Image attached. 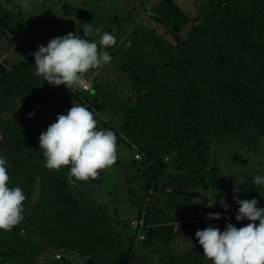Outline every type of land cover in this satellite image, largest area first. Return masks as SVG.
<instances>
[{
  "label": "rangeland",
  "instance_id": "1",
  "mask_svg": "<svg viewBox=\"0 0 264 264\" xmlns=\"http://www.w3.org/2000/svg\"><path fill=\"white\" fill-rule=\"evenodd\" d=\"M160 1L0 0V154L8 160L9 187H21L26 196L23 201L24 219L12 228H19L20 234L12 229L0 230V264H125L132 252L135 254L133 264H162L171 248L176 250L177 235L169 246L159 237L152 238L150 244L137 240L131 222L139 218L145 207H148L152 225L169 222L180 212L181 206H190V200L194 205L190 209L195 212L194 215L184 213L186 220L197 218L196 211L201 208L220 213L221 219H212L210 224L205 223V213L203 222L183 225L189 226L193 236L198 229L208 226H216L223 231L228 222L239 228L242 221L235 219L239 205L233 200L234 187L240 189L235 193L240 199L256 198L259 206L264 207V186L253 183L254 175H264V137L258 136L253 129L220 138L219 142L204 138L205 149L199 157L210 170L196 185L187 183L188 198L180 207L174 201H166L165 185L156 187L157 179L148 188L150 164L135 160L140 150L138 143L126 137L122 128L127 123L128 112L143 102L145 92L158 81L165 80L169 89L183 84L177 72L162 68V65L171 62L172 57L181 59L184 56L188 34L193 26L199 25L189 24L178 34L179 40H175L150 17V10ZM174 1L191 18L210 13L223 1L247 16L253 9H264V0ZM88 24L93 29L100 28L102 32L113 34L117 43L106 49L113 57L110 64L95 70V74L92 70L84 74L83 78L92 85L89 92L81 94L84 102L73 96L79 88L68 89L64 85L55 86L42 81L34 75V63L31 61L28 67H22V62L29 55L38 51L40 45L47 46L52 38L71 32L88 39L82 28ZM89 39L99 40V36L93 33ZM170 45L176 49L175 53L169 50ZM14 71L18 74L13 85L3 81L5 72ZM94 101L102 106L95 115L97 127L112 130L117 136V159L113 165L99 170L96 178L80 181L74 187L77 207L61 223H55L46 218L41 205L50 202L54 210L67 208L66 205L55 204L42 188L44 178L41 173L46 167L38 137L58 114H66L73 104L86 106ZM33 111L34 115L29 117ZM101 121L111 123L115 129H106ZM15 124L25 144L37 146L29 147L28 152L33 156L29 166L25 157L15 162L19 158L8 128L16 129ZM26 127L31 129V135ZM147 135L150 139H165L153 131ZM148 136L142 135L144 140ZM162 156L169 161L167 171L160 178L188 172L187 154L171 150ZM179 165L182 168L177 169ZM31 173L35 176L33 185L29 183ZM221 198L226 200L228 211L221 206ZM209 202L213 205L206 207ZM203 213L200 211L201 215ZM161 229L162 232L169 230L168 227ZM153 230L157 236L163 235L158 229ZM146 236L148 240L152 237ZM195 239L193 264H211L196 236ZM62 242H71V247L63 246ZM40 246L47 251L37 254ZM58 255L62 256L59 260L56 258Z\"/></svg>",
  "mask_w": 264,
  "mask_h": 264
},
{
  "label": "trees",
  "instance_id": "2",
  "mask_svg": "<svg viewBox=\"0 0 264 264\" xmlns=\"http://www.w3.org/2000/svg\"><path fill=\"white\" fill-rule=\"evenodd\" d=\"M228 5L225 1L220 2L210 13L196 18L188 16L174 0H161L150 10L151 19L175 40H179L178 34L186 26L199 24L193 26L188 34L189 41L184 43V56L181 59L172 57L171 62L162 65V68L177 72L183 84L169 89L165 80L158 81L145 92L143 102L128 112L127 123L122 128L126 137L138 143L139 151L145 155L141 163L150 164L148 188L157 179L156 187L165 185L164 195L168 203L183 202L189 194L187 183L196 185L210 170L199 157L205 149V137L219 142L220 138L239 135L250 129L264 137V9H253L247 16ZM169 50L172 53L176 51L171 45ZM32 57L34 55H29L22 62V67H28L30 61L34 63ZM5 74L3 81L13 85L18 72ZM81 94L79 91L73 92L75 98L84 102ZM86 107L94 111L95 115L102 108L98 101L88 102ZM100 123L106 129H115L109 122ZM15 125L16 129L8 127L19 158L15 162L25 157L29 166L33 160L32 154L28 152L29 147L37 146L26 145ZM26 130L29 135L32 134L31 129L26 127ZM151 131L162 134L165 139L151 140L147 135ZM142 135L149 138L144 140ZM171 150L187 154L188 172L160 178L168 168L165 161L167 157L162 154L167 155ZM180 168L182 165L177 167ZM68 170V166H63L59 170L45 168L41 173L44 192L55 204L66 205L67 208L54 210L50 202L41 205L46 218L55 223H61L78 203L74 187L80 181L70 185L66 176ZM31 175L29 183L33 185L35 176L33 173ZM248 223L250 221H242L239 228ZM154 228L147 231L149 236H156ZM12 230L20 234L19 228ZM22 232L25 233L24 230ZM146 241L149 243L151 240ZM62 243L63 246L71 247V242ZM82 250L85 251L84 248ZM46 251L45 247H37V254ZM134 259L135 254L132 252L125 264H130Z\"/></svg>",
  "mask_w": 264,
  "mask_h": 264
},
{
  "label": "clouds",
  "instance_id": "3",
  "mask_svg": "<svg viewBox=\"0 0 264 264\" xmlns=\"http://www.w3.org/2000/svg\"><path fill=\"white\" fill-rule=\"evenodd\" d=\"M84 36L67 33L52 38L47 46L40 45L34 55V75L51 85L78 88L84 74L102 68L112 62L106 50L117 43L116 37L88 24L82 27ZM99 40L89 39L91 35ZM29 117L34 115L30 112ZM95 114L86 106L73 104L66 114H58L53 123L39 137L44 166L59 170L68 166L67 182L96 178L99 170L113 165L117 159V136L112 130L97 127ZM8 160L0 154V230L10 231L23 219V201L26 196L21 187H9ZM75 178V179H74ZM253 183L264 186V175L256 174ZM240 189L233 188V200L239 205L236 221L250 223L237 228L228 222L223 231L216 226L198 229L195 236L202 246L204 256L211 264H264V207L256 198L240 199ZM220 204L224 211L228 205L224 198ZM208 203L206 207H211ZM208 219H221L220 213H207ZM259 221L258 225L255 223Z\"/></svg>",
  "mask_w": 264,
  "mask_h": 264
},
{
  "label": "crops",
  "instance_id": "4",
  "mask_svg": "<svg viewBox=\"0 0 264 264\" xmlns=\"http://www.w3.org/2000/svg\"><path fill=\"white\" fill-rule=\"evenodd\" d=\"M31 53V52H29ZM28 53V54H29ZM175 202V201H174ZM190 202V206L188 207H184L181 206L183 202H176L177 206H181L182 208L180 209V212H178L177 215H181L182 216V223H180V228L177 232H175L173 230V228H171L170 226H167L166 224H170L172 222H176L177 221V215L174 218H171V220L169 222H164V223H158L156 224L155 229H158L160 231V234L163 233V235L161 236H155V238H160L161 240H164L166 242V245H170L171 243H173V237L175 235H177L176 240L177 241V247L176 250L171 248V251L169 252V255L167 257L164 256L165 259H163L161 261L162 264H178L180 262H182V264H193V258H194V249L196 248V239L195 236L192 235V233L189 230V226L185 227L186 225H189V223L192 222H203V219L205 217L204 214L206 213H211L214 211V209H208V208H201L202 210H197L196 211V217L195 219H193L192 221L186 220L184 219L185 214L184 213H191L193 214V212H195L194 210H191L190 208L193 207V203L192 200L189 201ZM200 211H204L203 215L200 214ZM207 211V212H206ZM194 215V214H193ZM185 225V226H183ZM164 227H168L169 230L167 232H162ZM166 233H168L167 235H165ZM167 236V237H166ZM154 238V237H152ZM152 238L150 240H152ZM152 241H150L147 244H150ZM158 253V251H157ZM155 255V254H154ZM173 255V256H172ZM135 260V259H134ZM133 260V261H134ZM133 261L131 262V264H133Z\"/></svg>",
  "mask_w": 264,
  "mask_h": 264
},
{
  "label": "built area",
  "instance_id": "5",
  "mask_svg": "<svg viewBox=\"0 0 264 264\" xmlns=\"http://www.w3.org/2000/svg\"><path fill=\"white\" fill-rule=\"evenodd\" d=\"M78 88H79L80 93L89 92L92 89V85H91V82H89L85 78H83L81 85ZM144 159H145V155L142 152L138 151L135 155V160L142 162V161H144ZM165 161L168 162L169 158H166ZM150 193H152V191ZM149 215L150 214L148 212V207H145L143 209V211L141 212L139 218L137 220H133L131 222V227L136 233L137 240L146 241L147 240V236H146L147 231L151 228L156 227V224L152 225V224L148 223V219L150 218ZM181 219H182V216L179 214V215H177V221L176 222H172V223L166 224V225L170 226L171 228H173V230L175 232H177L180 228V225H181L180 223H182ZM204 220H205V223L210 224L212 219L205 218ZM56 258L59 260L62 258V256L58 255V256H56Z\"/></svg>",
  "mask_w": 264,
  "mask_h": 264
}]
</instances>
